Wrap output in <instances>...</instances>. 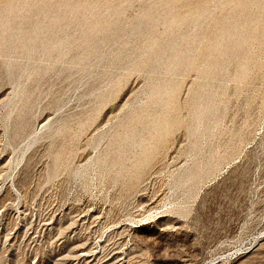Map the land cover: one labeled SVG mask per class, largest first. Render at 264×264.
Listing matches in <instances>:
<instances>
[{"label": "rangeland", "instance_id": "1", "mask_svg": "<svg viewBox=\"0 0 264 264\" xmlns=\"http://www.w3.org/2000/svg\"><path fill=\"white\" fill-rule=\"evenodd\" d=\"M34 1L0 0V264H264V0Z\"/></svg>", "mask_w": 264, "mask_h": 264}, {"label": "bare ground", "instance_id": "2", "mask_svg": "<svg viewBox=\"0 0 264 264\" xmlns=\"http://www.w3.org/2000/svg\"><path fill=\"white\" fill-rule=\"evenodd\" d=\"M26 1L28 0H24L25 3H27ZM48 1V2H47ZM38 6L41 7L40 10H43V8L48 7V11L50 12V7H52L50 5L47 4L50 2V0H46V6L44 7L45 0H35L34 1ZM40 4V5H39ZM17 7V5H7L5 7L6 11H12ZM43 7V8H42ZM72 8V5L69 4V0H65L64 3L59 2V4L57 5L56 8L52 9V12H50V14H48L47 16L49 17L48 22H49V26H50V31H52L51 29H57V30H61L59 28H61L62 26H58V22H63V20L61 19V17L63 16V10H67ZM65 13V12H64ZM69 15H72V13H70ZM73 16V15H72ZM245 17V16H244ZM40 22H35L34 25H36L33 29H31L29 31V35L27 37H24L25 39L31 40L33 42H36L37 40L40 41L41 45H42V50L46 51L47 49H58V48H62L65 49L67 45H63L61 44L62 41V37L59 35H55V36H47V35H40V29L37 25H39ZM64 23H69V22H64ZM65 32V30H62ZM53 32V31H52ZM45 33V31H44ZM236 32L234 31L233 34H235ZM57 34V33H56ZM46 41H48V43H46ZM24 46V45H23ZM28 46V45H26ZM137 123V122H136ZM136 124H134V128L133 126L128 127V132L126 134V139L128 141L129 144H131V146H134L135 144H140V141L142 140V136L139 135L137 128L135 126Z\"/></svg>", "mask_w": 264, "mask_h": 264}]
</instances>
